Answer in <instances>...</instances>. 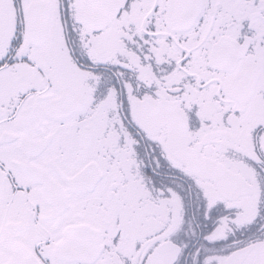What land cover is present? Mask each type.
<instances>
[{
	"label": "snow or ice",
	"instance_id": "snow-or-ice-1",
	"mask_svg": "<svg viewBox=\"0 0 264 264\" xmlns=\"http://www.w3.org/2000/svg\"><path fill=\"white\" fill-rule=\"evenodd\" d=\"M0 264H264V0H0Z\"/></svg>",
	"mask_w": 264,
	"mask_h": 264
}]
</instances>
